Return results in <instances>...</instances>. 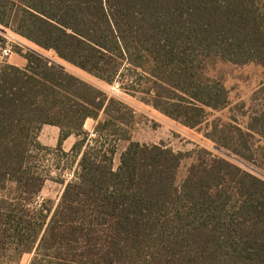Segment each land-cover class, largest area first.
Masks as SVG:
<instances>
[{
  "label": "trees",
  "instance_id": "trees-1",
  "mask_svg": "<svg viewBox=\"0 0 264 264\" xmlns=\"http://www.w3.org/2000/svg\"><path fill=\"white\" fill-rule=\"evenodd\" d=\"M0 25L264 168V83L244 118L222 123L211 117L229 94L208 72L264 60V0H0ZM24 58L0 62V264H264V179L206 149L180 178L185 154L128 135L115 168L129 106ZM128 72L138 78L125 84ZM45 125L60 130L55 150L39 140ZM53 151L76 153L77 168L57 178V202H40L50 175L39 157Z\"/></svg>",
  "mask_w": 264,
  "mask_h": 264
},
{
  "label": "rangeland",
  "instance_id": "rangeland-1",
  "mask_svg": "<svg viewBox=\"0 0 264 264\" xmlns=\"http://www.w3.org/2000/svg\"><path fill=\"white\" fill-rule=\"evenodd\" d=\"M0 34L5 37V42L0 44V48L10 44L14 49L13 55L6 59H0V62L23 67L27 63L24 54L33 52L83 81L115 96L129 106L133 112L132 122L119 137H113L116 140L114 144L117 149V153L114 156L115 168L120 163L122 151L128 145L127 140H124V136L128 135L131 137V140L135 142L147 145L162 144L175 152L185 154L179 172L180 178H184L186 175L187 169L193 162L197 151L206 149L211 154L223 157L264 179V168L261 165L246 161L208 140L205 137V127L194 129L186 127L179 121L173 120L145 104L141 101V96L138 95L136 89L132 88V86H126V90L131 91L125 92L119 88L118 84L109 85L94 75L60 59L54 51L44 50L1 25ZM208 72L211 77L223 82L228 91L231 103L227 109L214 112L211 120L219 119L222 123H228L232 116L241 117V119L244 118V113L247 112L253 93L264 83V60L246 65H235L217 61L209 68ZM125 74V76L122 75L121 77L125 84L129 79L138 78L133 72ZM243 103L246 104V109H244V111H238L237 108ZM93 128L94 120L90 119L86 122L85 129L91 132ZM59 135L60 131L57 127L45 125L39 134V140L43 145L55 150L58 146ZM76 140L77 138L75 136H71L63 144L61 150L64 153H70ZM77 157L76 153H73L71 157H65L57 151H53L50 154L41 153L39 157L40 163L43 164L42 168L47 171L46 174H49L50 177H48L40 195V202L43 200L58 201L64 185L57 178L59 177L61 180H70L74 174V170L77 168ZM30 258V255L24 256L22 263L27 264Z\"/></svg>",
  "mask_w": 264,
  "mask_h": 264
},
{
  "label": "built area",
  "instance_id": "built-area-1",
  "mask_svg": "<svg viewBox=\"0 0 264 264\" xmlns=\"http://www.w3.org/2000/svg\"><path fill=\"white\" fill-rule=\"evenodd\" d=\"M13 54H14V49H13V46L10 44H7L3 48H0V59L9 58ZM94 137H95V134H94V131L92 130L90 132V138H94ZM71 178H73V175Z\"/></svg>",
  "mask_w": 264,
  "mask_h": 264
},
{
  "label": "crops",
  "instance_id": "crops-1",
  "mask_svg": "<svg viewBox=\"0 0 264 264\" xmlns=\"http://www.w3.org/2000/svg\"><path fill=\"white\" fill-rule=\"evenodd\" d=\"M88 120H90V119H88ZM88 120H87V121H88ZM87 121H86V122H87ZM94 124H95V121H94ZM58 129H59V128H58ZM59 131H60V130H59ZM67 140H68V139H67ZM67 140H66V141H67ZM66 141H65V142H66ZM65 142H64V143H65Z\"/></svg>",
  "mask_w": 264,
  "mask_h": 264
}]
</instances>
